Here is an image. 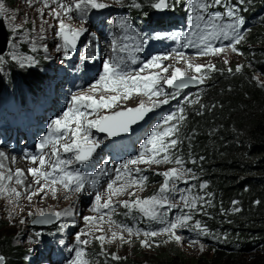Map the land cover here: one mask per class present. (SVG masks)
Instances as JSON below:
<instances>
[{"label":"rangeland","instance_id":"obj_1","mask_svg":"<svg viewBox=\"0 0 264 264\" xmlns=\"http://www.w3.org/2000/svg\"><path fill=\"white\" fill-rule=\"evenodd\" d=\"M78 2L79 0H0L4 7L0 16L7 33L6 50L0 56L3 57L0 61V108H8V102H16L19 104L17 107H22L23 104L20 103L30 104L31 112L37 115L47 109L46 117L43 118L42 115V121H39L44 129H49L48 136L52 134V121L61 118L72 106L73 96L83 93L94 95L98 99L99 95H112L113 93L106 91H90L91 86L103 74V62L107 60L110 64H118V60L125 57L134 58L137 62L143 57L146 47L154 42V36L167 20H172L171 24L174 26H183V38L188 42L191 39L194 45L202 48L204 46L200 43L198 34L192 35L193 32L198 33L195 28L198 21L191 19L195 15L190 8L193 0H173L175 7L164 11L150 7L155 0H98L108 7H89L83 12L75 8ZM207 2L211 3L212 0ZM61 5L71 8V11L65 14ZM229 9H235L233 17H228ZM55 12L60 13L58 18L54 15ZM130 12L141 14L138 16L141 20L131 19ZM209 13L223 17L217 22L221 24L234 22L236 18L242 19L237 31L243 39L238 44L234 40L223 38L211 40L213 47L225 48V51L217 55H205L204 51L181 52L184 59H180L177 53H151L147 57L145 55V61L134 69L126 70L135 75L153 56L167 55L169 58L162 60V67L170 65L168 72L150 67L140 75L159 73L161 77H170L174 68L179 67L186 75L202 79V83L177 88L170 87L161 79L157 85L161 93L159 96L149 99L142 92L133 90L129 99H121L113 108L98 110L99 115H110L115 111L138 107L140 103L152 108L140 120V124L145 121L140 130L123 140L129 141L130 149L132 148L129 157L108 162L109 157L105 158L106 147L122 139L111 141L101 136L95 128L89 130V140L98 141L100 146L85 163L76 162L73 153L63 151L62 145L71 140L69 130H65V138L58 143H55L58 134H53V143L43 149L38 147L39 144L34 139L35 151H42L39 157L45 160L43 166L39 162L29 163L31 156L24 154L25 147L21 141L23 136L16 143H19L17 150L21 156L12 155L11 146L0 145V151L14 157L12 165L0 161V176L3 177L0 179V238L5 237L10 248L22 253L17 264H70L76 258L77 249L84 251L83 259L87 264H115L120 260L134 264H165L162 260L173 259V251L184 261L195 264H264V244L260 241L264 239V233H252L264 230V204L258 197V189L247 186L243 191L235 192L227 198L223 193H217L215 186L212 189L217 183L216 179L226 173L222 170L204 169L205 166L211 168L220 158V153L225 151L229 157L241 158L242 164L252 162L244 157L247 150L246 129L233 126L224 128L223 125L212 122L209 127L202 126L196 130L193 124L205 113L209 115L217 111L216 106L210 104L219 98L215 96L211 99L209 93L213 90H218L220 96L232 93L230 89L222 92V83H232L237 78H243L251 84L250 89L253 95H257L255 99L260 102L259 106L255 105L251 115L255 117L262 113L264 66H261L262 63L264 65V47L258 43L255 47L242 51V46H246L244 40L255 29L256 24L264 25V0H244L243 3L241 0H222L219 5L212 4ZM167 17L170 19L165 20ZM61 19L72 29H86L82 31L75 49L69 48L67 56L63 39L57 35ZM122 20L128 22L127 26H120ZM42 37L43 43L39 44L38 39ZM113 41L116 43L113 44ZM230 43L235 45V52L226 47ZM13 55L18 59L13 60ZM28 57L35 63L28 64ZM20 58L25 60L23 65ZM186 62L213 67H205L200 73H196L187 68ZM132 64L130 61V65ZM237 68L240 70L237 71ZM84 73L90 80H87L88 83L81 90H75L73 77L85 80ZM164 99L168 103H161ZM87 111L90 113L88 119L96 118V113H92L91 109ZM172 114H175L174 119L165 124V118ZM181 115L183 120L179 119ZM171 124L176 125L178 131L165 139H176L177 144L170 147L167 153L156 157L161 163L130 164L127 170L122 167L126 161L140 156V145L151 136L153 129L157 126L167 128ZM74 127V123L70 124V129ZM192 144H195L194 150L186 153ZM54 148L58 150L56 155H53ZM217 152L218 158L215 155ZM164 155L169 157V162H163ZM57 156L61 160L73 161L65 166L67 171L82 173L87 178L80 192L65 189L60 183L51 184L50 180L29 172L33 168H39L42 172H53ZM176 159L183 163L177 164ZM172 169H177L183 175L169 181V191L163 195L168 197V204L175 206L157 207L156 211L163 219L149 220L133 206V201L161 196L160 189L166 179L163 173ZM18 171L22 175L17 176ZM55 175L62 173L57 170ZM244 178L246 180L250 177L241 171L229 179L236 186ZM38 179L40 184L36 183ZM17 180L22 183H17ZM133 180L136 181L135 184H131ZM113 182L114 188L125 185L124 191L111 195L108 184ZM41 185H46L44 191L29 200L31 193L38 191ZM97 195L101 196L99 204L105 203L110 197L111 207L94 210L97 207ZM193 201V204L186 206V203ZM124 202L129 203L128 208L123 206ZM41 213L44 214L43 217ZM56 213L61 214L59 218ZM69 213L71 215L68 216ZM86 216L94 219L86 222L83 219ZM182 216H189L190 219L186 227L175 230L181 241L170 239L169 234L160 231L169 222ZM42 219L47 222H40ZM197 223L201 226L199 229L196 228ZM226 226L233 229L243 227V231L233 232L225 229ZM128 228L132 229L131 235L127 232ZM146 231H156L158 235L145 237L143 233ZM80 233H85L81 240H87V245L77 243L76 236ZM113 233L117 234L116 239H113ZM120 236L124 239L121 240ZM98 237L104 239L100 240ZM144 240L150 246H144ZM55 250L68 252V255H64L68 258L61 263L52 261L51 252ZM3 257L4 264H12L13 259L7 260L6 256Z\"/></svg>","mask_w":264,"mask_h":264},{"label":"snow or ice","instance_id":"obj_2","mask_svg":"<svg viewBox=\"0 0 264 264\" xmlns=\"http://www.w3.org/2000/svg\"><path fill=\"white\" fill-rule=\"evenodd\" d=\"M244 0H241L243 3ZM222 3V0H212L211 3L207 2V0H193L190 4V8L195 13L191 19L194 21H198L195 24V28L198 30L197 32H193L192 35L198 34V39L201 44L204 45L203 54H212L217 55L221 52L225 51V48L213 47L211 40H216L223 38L224 40L235 41L238 44L243 37L237 31L242 24V19L236 18L234 22H229L227 24L217 23L221 21L223 17L218 14H210L209 9L212 7V4L219 5ZM64 9L65 14L71 11V8L61 5ZM91 9H104L107 8L108 5L105 3L98 2V0H79L78 3L75 4V8L80 11H85L87 8ZM150 7L153 9L164 11L168 9H173L175 7V3L173 0H155V2L151 3ZM199 10V11H198ZM4 11V7L0 4V12ZM203 13V14H200ZM235 13V9H229L227 12L228 17H233ZM54 15L58 18L60 13L55 12ZM127 21L122 20L120 22L121 27L127 26ZM81 29H72L69 25L65 24L64 20H59V31L57 35L60 36L64 41V51L65 56L68 54V49H75L76 43L79 37L82 34ZM94 35V34H93ZM116 42L113 41V44ZM190 45L193 44V41L189 39L188 42ZM199 46V45H193ZM226 47L231 48L232 51H236L235 45L230 43ZM59 50V49H58ZM115 51V48L113 49ZM123 51V49H121ZM141 50V49H138ZM45 51L47 49L45 48ZM177 56L180 59H184L182 53H177ZM169 57L167 55L161 56H153L144 66L137 72L135 75H132L130 72L126 71L125 67H121V64H110L109 61L105 60L103 62V74L100 76L99 80L96 84L91 86L90 91L92 93H98L101 91H106L113 93L112 95H99V98H95L94 95L87 94H79L72 97V106L69 107L67 111L63 113L61 118H58L52 121V134L44 137L41 140L39 148L43 149L49 143H53L52 135H56L55 143H58L61 139L65 138V130H69L71 132V140L70 142H66L62 145L63 151L66 153H73L75 157V161L78 163H85L92 158V154L95 150L100 146L98 141L89 140V130L92 128L98 129L100 132L107 133L108 136H116L123 132H128L131 125L135 124L138 120L143 119L147 112L152 111L151 107L145 106L144 103H140L138 107L130 108L126 110L115 111L110 115H99L98 110L105 108H113L117 105L118 101L121 99H129L133 90L137 92H142L144 95L148 96L151 99L152 96H159L161 93L157 89V85L159 84L161 79H164V82L168 84L170 87L184 88L187 87L191 82H200L203 80L197 76H188L186 72L181 68L177 67L171 72L170 77H161L159 73H152L150 75L141 76L140 73L144 72L146 68L154 67L160 69L162 72H168L169 66L162 67V60H166ZM13 60H17L18 58L13 55ZM3 60V57H0V61ZM21 65L25 63L23 58H20ZM28 64H33L35 61L28 57ZM227 62V61H225ZM132 63L135 64L136 60L133 58ZM187 68L189 70H194L196 73H200L205 67L212 68L213 66H204L200 64L193 65L191 62H186ZM240 69L237 68V71ZM100 86V87H98ZM161 103H168L167 99L161 101ZM87 109H91L92 113H96V118L88 119L90 113ZM181 112L183 109L180 110ZM175 114L169 115L165 118L164 123L168 124L169 121L173 120ZM180 120H183L184 117L181 115L179 117ZM75 124L74 128L70 129V124ZM178 129L176 125L171 124L167 128H161L157 126L156 129H153L151 136L145 141V143L141 144V153L140 156L136 159H131L125 162L122 166L125 170H127L128 165L137 164V163H161V160L156 159L161 153H167L170 147H175L177 144L176 139L166 140L165 138L173 135ZM150 146V147H149ZM57 149L54 148L53 155L57 154ZM150 154V155H149ZM3 155V153H0ZM147 157V158H146ZM35 157H33V162H35ZM72 160H61L57 156L56 162L53 164V172H42L39 168L30 169L29 172L36 176L39 175L42 179L50 180L51 184L60 183L64 186L65 189L71 188L72 185H75L72 188L73 191L80 192L86 181V177L79 172H70L66 170V165L71 164ZM163 162H169V157L164 155ZM177 164H182L183 161L180 159H176ZM40 165L43 166L45 164V160L43 157L40 158ZM59 170L62 175H54V173ZM138 171V170H137ZM119 173V170H117ZM22 175L21 172H17V176ZM165 179V183L160 189L161 196H153L149 199L145 200H135L133 201V206L136 207L144 217L149 220H162L163 216L156 211L157 207H164L167 205L168 207H174L175 205L168 204V197L163 195L169 191V181H172L176 178H179V175H183V173H178L177 169H172L168 172L163 173ZM0 179H3L0 176ZM11 179V177H8ZM17 183H22V181L17 180ZM37 184H40V180H36ZM94 183V181H93ZM136 181H131V184H135ZM46 185H41L38 191L32 192L28 197L31 200L32 196L38 195L40 192L44 191ZM130 186V185H128ZM205 185H202L204 187ZM108 189L111 190V195H117L120 192L124 191L125 185H121L118 188H114V182L108 184ZM19 195V193H17ZM181 199H184L181 197ZM101 200V196H96L97 207L94 210H99V208L108 209L111 207V198L103 203L99 204ZM193 202L186 203L193 204ZM125 208L129 207L128 202H124L123 205ZM60 213H56V217H60ZM68 215H71L69 213ZM43 217L44 214L41 213ZM86 222L92 221L93 217H83ZM190 219L189 216H182L177 218L174 222H169L166 227L161 229L162 233L169 234L170 239H175L177 242L181 241V237L176 235L175 230L178 228L186 227L187 221ZM40 222H47L42 219ZM200 224H196V228H200ZM127 232L129 235L132 234V229L128 228ZM139 232H137V235ZM85 235V233L77 234L76 241L78 244L87 245V240H81V236ZM145 237H155L158 235L156 231H146L143 233ZM113 239L117 238V234H112ZM121 240L124 239L123 236L119 237ZM98 239L103 240L104 237H98ZM144 246H150L147 240L142 241ZM84 251L82 249L76 250V258L70 261V264H87V261L83 259ZM115 259H119L118 257H114ZM0 264H4V257L0 256Z\"/></svg>","mask_w":264,"mask_h":264},{"label":"trees","instance_id":"obj_3","mask_svg":"<svg viewBox=\"0 0 264 264\" xmlns=\"http://www.w3.org/2000/svg\"><path fill=\"white\" fill-rule=\"evenodd\" d=\"M143 2L150 1L153 2L154 0H141ZM217 10V9H216ZM131 19H137V21L141 20V18H138L139 13L130 12ZM150 16V15H149ZM150 19V17H148ZM170 19L167 17L165 20ZM172 20H167V23H164V26L160 28L158 31H164L169 28H173V24H171ZM175 23V22H174ZM262 23V21H261ZM264 25H257L255 29H252L248 34V36L245 38L244 43L246 46H242V51L244 49H249L250 47H255L256 44H261L262 47H264ZM263 63L262 66L263 67ZM260 69V68H258ZM219 79H217L218 81ZM220 84V83H219ZM222 92H226L227 89H230L232 93H228V95L220 96L218 95L217 91H211L209 95L211 96V99L217 96L219 99H215L213 103L210 105L216 106L217 111L213 112V114H206L197 120L193 122V124L196 126V130L200 127L202 128L209 127L212 122H215V124L223 125L224 128L226 127H234V128H241L244 127L246 129V135H247V150L244 154V157L249 158L252 162L242 164V159L237 157L233 158V156L229 157V154L225 152L220 153L218 158V152L215 154L217 156V162L211 166V168H208L205 166L204 169L210 170H222V172L226 173L223 175V177H220L217 180V183L215 185L214 190L217 193H223L225 197H230L233 193H238L243 191L247 186L253 188L255 187L258 193V197L260 198V201L264 204V105L262 104L263 108L261 109L262 113H258L255 117L251 115V111L254 109L255 105L259 106L260 102L255 99L256 94L251 91L250 88H252L251 84L247 80H243V78H237V80H233L232 83H222ZM221 90V87L219 88V91ZM240 91V92H239ZM259 102V103H258ZM15 104H18L15 102ZM22 106L25 108L24 103ZM209 105V109L211 108ZM212 110L210 109V112ZM205 121V125H203V122ZM216 124V125H217ZM195 148V144H192V146L189 147L188 151L186 153L192 152ZM202 147L200 146V149ZM241 171H244L247 173V175L250 178H244L239 185H232L231 180L229 179L233 174L239 173ZM250 174V175H249ZM215 183V182H214ZM218 188V189H217ZM246 225V224H245ZM264 225V224H263ZM225 229L228 228L232 230L233 232L237 231H243V227H240L238 229H233L232 227L226 226ZM247 230V229H246ZM251 232V231H250ZM264 233V230H256L252 231V233L260 234ZM261 243L264 244V239L260 240ZM0 254L7 257V260H12V264H17L21 260V252H16L12 248H10L9 242L5 237L0 238ZM171 256L173 259L164 258L162 261L165 262V264H195L193 262H186L183 260L182 257L177 255L176 251L171 252ZM144 261V259L142 258ZM142 261V262H143ZM115 264H134L131 262H128L126 260H120Z\"/></svg>","mask_w":264,"mask_h":264},{"label":"bare ground","instance_id":"obj_4","mask_svg":"<svg viewBox=\"0 0 264 264\" xmlns=\"http://www.w3.org/2000/svg\"><path fill=\"white\" fill-rule=\"evenodd\" d=\"M41 37V36H40ZM43 40H44V38L42 37V38H40V40L38 39V43L39 44H42L43 43ZM147 53V50H146V52H145V54ZM90 60H91V58H90ZM81 75H83V73H81ZM84 75H85V77H86V79L87 80H90V78L89 77H87L86 76V74L84 73ZM47 112H48V110L46 109V110H43V112H42V114L41 115H36V117H35V119L36 120H41L42 121V118H41V116L43 115V118H45L46 117V114H47ZM0 120H3V118H1ZM29 128H30V130L31 131H33L32 132V137L33 136H35V134H37V133H49L50 131H49V129H44V128H37L36 126H33V125H31V126H29ZM8 130H3L1 127H0V133H5V136H7L8 135ZM15 134H17V135H19L18 134V132L17 133H15ZM10 136H13L12 134H10ZM46 136H48V135H45V137ZM17 143V142H16ZM23 147H25V148H27L28 147V143H27V141H25V140H23ZM18 146H19V143L17 144V146H16V149L18 148ZM11 152V154L12 155H14V156H21V154H15L14 152H12V150L10 151ZM0 153H3V155H0V161H2L3 163H5L6 165H12V164H14V157L13 156H9V155H7L6 153H4V152H2V151H0ZM40 158L41 157H38V158H36L35 159V162H33V158H31V159H29L28 161H29V163H38L39 161H40ZM54 175H55V173H54ZM75 186H71V188H74ZM69 189L70 191H73L72 189ZM76 192V191H75ZM49 194H52V193H48V195ZM53 196H60L59 194H52ZM64 207V206H63ZM66 207V206H65ZM69 216V215H68ZM62 252V250H60L59 251V253H61Z\"/></svg>","mask_w":264,"mask_h":264},{"label":"water","instance_id":"obj_5","mask_svg":"<svg viewBox=\"0 0 264 264\" xmlns=\"http://www.w3.org/2000/svg\"><path fill=\"white\" fill-rule=\"evenodd\" d=\"M6 46H7V33H6V30H5L4 26H3V22H2V19H1V16H0V56L5 52ZM68 50H70V49H68ZM196 84H197V82L194 81V82L189 83L188 86H195ZM148 113H150V112H147L146 115ZM139 122H140V120H138L135 124H132L128 132H124L122 134H119L121 136H118V135H116V136H108L107 133L100 132V131H99V134L101 136H105V137L109 138L110 140L117 139V138H124V137H127V136L133 134L135 131H139L140 130L142 125L145 123V121L142 124H140Z\"/></svg>","mask_w":264,"mask_h":264}]
</instances>
